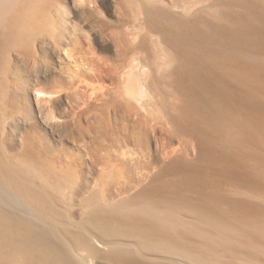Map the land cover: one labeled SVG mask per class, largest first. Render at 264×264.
<instances>
[{"label":"bare ground","instance_id":"bare-ground-1","mask_svg":"<svg viewBox=\"0 0 264 264\" xmlns=\"http://www.w3.org/2000/svg\"><path fill=\"white\" fill-rule=\"evenodd\" d=\"M0 264H264V0H0Z\"/></svg>","mask_w":264,"mask_h":264},{"label":"rangeland","instance_id":"rangeland-1","mask_svg":"<svg viewBox=\"0 0 264 264\" xmlns=\"http://www.w3.org/2000/svg\"><path fill=\"white\" fill-rule=\"evenodd\" d=\"M25 119H17L14 124L12 123L10 125V133L12 135L14 147L16 149H19L22 147V138L23 134L26 132V121L24 122ZM22 126V127H21Z\"/></svg>","mask_w":264,"mask_h":264}]
</instances>
